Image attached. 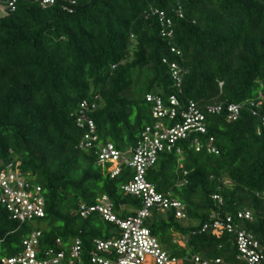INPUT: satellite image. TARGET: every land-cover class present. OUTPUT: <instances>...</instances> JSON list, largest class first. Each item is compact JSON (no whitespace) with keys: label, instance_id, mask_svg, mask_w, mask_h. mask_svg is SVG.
<instances>
[{"label":"trees","instance_id":"obj_1","mask_svg":"<svg viewBox=\"0 0 264 264\" xmlns=\"http://www.w3.org/2000/svg\"><path fill=\"white\" fill-rule=\"evenodd\" d=\"M40 2L16 0L14 10L0 16V172L14 165L44 199V215L23 222L0 202V262L39 231L42 247L79 237L83 264H90L93 239L108 238L116 226L98 212L81 216L79 206L101 194L119 217L142 206L122 189L133 169L122 164L111 177L110 162L100 163L97 150L111 142L126 151L145 126L160 120L147 94L164 107L174 95L179 111L193 101L205 112V132L163 139L146 171L156 190L179 200L186 214L178 219L173 207L152 210L146 225L160 245L181 258L177 264H192L193 254L244 264L236 259L233 233L200 231L211 214L230 215L264 254V0ZM171 63L181 68L179 87ZM82 101L93 108L81 112ZM228 103L241 106L234 120ZM213 104L222 108L207 113ZM81 113L97 136L86 148L79 147L89 130L77 122ZM210 136L217 153L205 149ZM180 236L183 246L174 241Z\"/></svg>","mask_w":264,"mask_h":264},{"label":"built area","instance_id":"obj_2","mask_svg":"<svg viewBox=\"0 0 264 264\" xmlns=\"http://www.w3.org/2000/svg\"><path fill=\"white\" fill-rule=\"evenodd\" d=\"M15 1L0 0V16L14 10ZM54 1L41 0L40 3L45 7ZM69 2L74 3V0H69ZM160 15L162 16L163 13L161 12ZM165 22L169 23L168 20ZM170 68L175 85L179 87L182 76L181 68L175 63H171ZM145 99L153 103V118L166 119L170 125L164 124L165 120H158L152 127L145 126L135 145L126 151L118 150L111 142L99 145L98 161L100 163L110 162L108 170L111 177L119 172L122 164L133 169L132 178L122 186V189L125 193L140 198L142 206L135 211V214L119 217L114 211L113 202L106 194L96 197L94 204L79 206L81 216L98 212L104 220L113 223L118 229V232L116 229L111 230L108 238L93 239V249L88 256L90 264H177L181 259L170 255L163 249L157 237L146 225V220L151 216L152 210L164 211L170 207L174 208L176 218L184 219L186 217L184 206L169 194L158 192L154 184L147 180L146 171L155 163L157 152L163 148V139L173 143L178 138L186 137L190 132L204 133L206 130L205 112L201 111L193 101H188L185 109L179 111V101L174 95L169 96L167 107H164L161 100L154 95L147 94ZM259 104L260 102H250L251 106ZM240 107L238 103L226 104L227 116L232 120L236 119ZM80 108L82 112V110H91L93 106L89 107L85 101H82ZM221 108V104L207 105L206 112H218ZM178 115L181 121L177 122L175 120H178ZM77 122L86 123L89 129L79 143V147L92 146L97 138L93 121L81 113ZM212 141L213 138L208 137L205 141V149L209 153H217ZM194 147L200 150L203 145L195 138ZM0 187L3 189L0 202L6 206L12 218L23 222L44 215L42 189L38 185L27 183L25 177L14 168V165L8 164L7 168L0 172ZM213 198L220 202L218 195H213ZM238 216L248 217V214L239 212ZM211 220V224L204 223L200 231L210 228L216 234L233 233L238 252L236 259L243 261L244 264H264V254L259 242L250 233L237 229L230 215L221 217L218 214H211ZM39 236V231L31 232L22 240L19 253L13 257L3 258L0 264H83L82 241L79 237L72 238L68 243H64L58 237L52 246L42 247L39 246ZM180 238L183 237H177L174 241L183 246L184 242ZM189 260L192 264H232L220 257L208 259L199 254L191 255Z\"/></svg>","mask_w":264,"mask_h":264},{"label":"rangeland","instance_id":"obj_3","mask_svg":"<svg viewBox=\"0 0 264 264\" xmlns=\"http://www.w3.org/2000/svg\"><path fill=\"white\" fill-rule=\"evenodd\" d=\"M116 229V228H115ZM116 232H118V229H116Z\"/></svg>","mask_w":264,"mask_h":264}]
</instances>
